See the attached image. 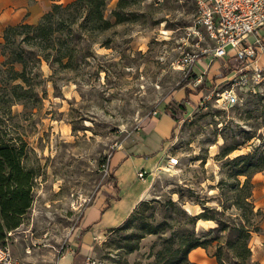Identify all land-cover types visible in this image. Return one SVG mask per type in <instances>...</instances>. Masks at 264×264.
Returning <instances> with one entry per match:
<instances>
[{
	"label": "rangeland",
	"instance_id": "1",
	"mask_svg": "<svg viewBox=\"0 0 264 264\" xmlns=\"http://www.w3.org/2000/svg\"><path fill=\"white\" fill-rule=\"evenodd\" d=\"M117 3L109 0L106 6L105 18L111 23ZM124 3L123 22L103 32L76 27L73 67L45 60L30 66L26 73L32 92L22 102H12L10 86L28 87L20 80L10 82L9 65L0 54V143L23 146L22 163L33 172L30 206L21 224L0 243H8L26 264H48L68 252L77 264H153L162 238L180 218L171 202L191 215L205 209L229 225L236 223L233 191L219 184L235 183L227 161L264 155V89L240 93L232 106L212 100L201 105L210 91L229 87L225 78L236 60H204L200 50L210 42L189 31L194 0ZM24 36L18 35L15 44L31 50L21 41ZM3 45L2 32L0 52ZM192 54L199 57L193 69L182 66L183 57ZM13 69L21 71L17 64ZM163 116L173 121L170 127L166 120L170 130L161 137L164 141L154 124ZM137 142L160 148V158L144 177H136L142 193L132 212L118 226L84 233L80 226L87 210L108 192L118 194L110 179L111 159L117 153H142L139 146L132 148ZM250 181L260 231L251 233L247 264H255L261 250L258 234H264V170ZM215 226L214 221L199 220L195 233L223 238L216 230L209 233ZM154 228L158 233H146ZM205 252L213 257L214 247ZM225 260L235 262L229 253Z\"/></svg>",
	"mask_w": 264,
	"mask_h": 264
},
{
	"label": "trees",
	"instance_id": "2",
	"mask_svg": "<svg viewBox=\"0 0 264 264\" xmlns=\"http://www.w3.org/2000/svg\"><path fill=\"white\" fill-rule=\"evenodd\" d=\"M108 1L72 0L65 4H53L37 24L21 23L4 29V45L0 54L5 58L2 63L9 65L7 77L10 82L20 80L28 87L24 89L21 84L10 86L12 102H22V99L32 92V83L26 73L30 66L45 60L65 68L73 67L76 27L79 26L88 33L103 32L125 20L122 12L124 0H118L116 9L112 11L114 23L105 18ZM21 34L25 35L21 41L31 47V50L25 51L15 44V38ZM14 64L19 65L21 71H15ZM36 76L37 74L34 75ZM179 107H183V103L179 104ZM169 115L177 121L174 111ZM136 145L141 149H147L143 142H137L132 148ZM156 150L146 154V157L154 155ZM231 151H226L224 156ZM129 154L134 155L132 151ZM23 155V146H15L9 142L0 143V239L21 224L31 203L33 172L23 165L21 160ZM227 166H232L235 183L229 185L221 181L219 184L222 190L230 188V191H233L232 205L237 211L238 221L229 225L205 209L191 215L175 202H171L180 218L175 221V228L171 234L167 238H162V246L156 251L153 264H194L188 259L189 253L195 248H202L208 252L211 247H214L212 256L217 264H230L225 260V253L231 254L235 259L233 264H247L250 261L251 251L248 242L252 232L260 231L255 222L259 210L254 211L250 200L252 190L250 176L264 170V155L256 160L249 154L239 155L228 160ZM239 177L244 179L240 181ZM110 179L115 182L114 176L111 175ZM199 220L214 221L216 226L209 233L216 230L225 236L208 238L206 233L196 234L195 226ZM165 229L162 228V231ZM146 233L155 234L158 231L154 228L147 230Z\"/></svg>",
	"mask_w": 264,
	"mask_h": 264
},
{
	"label": "built area",
	"instance_id": "3",
	"mask_svg": "<svg viewBox=\"0 0 264 264\" xmlns=\"http://www.w3.org/2000/svg\"><path fill=\"white\" fill-rule=\"evenodd\" d=\"M195 15L190 33L210 44L200 50L204 60H236V68L230 69L226 81L229 87L204 95L201 105L210 100L216 104L232 106L240 101V93H257L264 89V65L259 53L264 51V0H194ZM198 55L183 57L182 66L193 69ZM226 66V65H224ZM201 78L196 79V86ZM139 171L137 177H144ZM7 235H11L8 232ZM60 256V255H59ZM59 258L48 264H59ZM0 264H26L17 259L6 242L0 243Z\"/></svg>",
	"mask_w": 264,
	"mask_h": 264
},
{
	"label": "crops",
	"instance_id": "4",
	"mask_svg": "<svg viewBox=\"0 0 264 264\" xmlns=\"http://www.w3.org/2000/svg\"><path fill=\"white\" fill-rule=\"evenodd\" d=\"M70 1L72 0H0V35L8 26L21 23L35 25L44 14L49 12L53 4H65ZM262 61L264 65V56ZM166 120L171 127L173 121H169L167 116H163L154 122L159 133L163 135L160 138L166 136L170 130ZM160 140L164 141L165 139L161 138ZM145 145L147 149L142 148V153H139L142 156L135 153L131 155L127 152L126 154L117 153L111 159V168L114 172L112 176L115 178V189H117L118 194L111 196V193L108 192L106 197L87 210L80 226L84 233L118 226L132 212L142 193V183L136 178L137 172L142 171L147 174L155 167L160 158V155L156 153L146 157V154L155 149L152 150L147 144ZM258 239L261 250L257 252L256 261L259 264H264V234H258ZM188 256L190 261L199 264H217L214 257L207 255L202 248L193 249ZM58 258L59 264H77L74 254L69 252L62 253Z\"/></svg>",
	"mask_w": 264,
	"mask_h": 264
},
{
	"label": "bare ground",
	"instance_id": "5",
	"mask_svg": "<svg viewBox=\"0 0 264 264\" xmlns=\"http://www.w3.org/2000/svg\"><path fill=\"white\" fill-rule=\"evenodd\" d=\"M162 32V31H161ZM264 53V52H263ZM193 257V256H192Z\"/></svg>",
	"mask_w": 264,
	"mask_h": 264
}]
</instances>
